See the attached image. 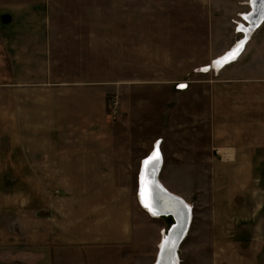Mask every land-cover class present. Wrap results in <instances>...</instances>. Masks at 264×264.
Listing matches in <instances>:
<instances>
[{
	"label": "rangeland",
	"instance_id": "obj_1",
	"mask_svg": "<svg viewBox=\"0 0 264 264\" xmlns=\"http://www.w3.org/2000/svg\"><path fill=\"white\" fill-rule=\"evenodd\" d=\"M226 1V7L208 12L201 6H182L186 0H125V13L145 16L139 20L161 12L171 13L175 22L194 19L189 31L196 34L204 32L205 23L209 30L207 16L217 34L213 41L222 40V33L239 42L244 34H237L235 24L246 27L247 22L237 14L247 6L245 0ZM105 8L102 0H0V56L14 58L17 32L24 30V51L30 52L25 65L47 68L44 79L24 76V84H54L46 92L60 94V99L77 96L71 115L68 102L62 101L65 110L61 107L52 117L53 153L45 151L39 177H30L24 168L19 149L24 134L15 132L17 140L11 143V134L7 138L0 133V191L12 200V210L24 208L26 201L33 209L32 214L6 210L24 229H0V264H152L162 234L173 222L171 217L152 218L138 203L140 165L156 141L164 161L160 183L192 208L178 263L264 264V102L241 86L251 80L225 81L212 71L197 97L191 90L196 89L188 88L197 68L188 70L180 59L173 62V78L136 79L128 76L143 71L130 70L125 78L110 79L123 74L101 59L99 20ZM86 13L92 17L86 26L75 21ZM5 14L11 17L8 23L1 21ZM79 30L90 43L86 55L75 53L74 33ZM177 42L188 43L185 38ZM198 56L196 52L189 58ZM239 63L245 65L244 57ZM33 74L40 76L38 71ZM183 81L184 89L179 88ZM210 108L230 109L232 143H217L218 130L227 122L211 115ZM200 110L209 113L203 117ZM221 146L233 149L230 156L219 153Z\"/></svg>",
	"mask_w": 264,
	"mask_h": 264
},
{
	"label": "crops",
	"instance_id": "obj_2",
	"mask_svg": "<svg viewBox=\"0 0 264 264\" xmlns=\"http://www.w3.org/2000/svg\"><path fill=\"white\" fill-rule=\"evenodd\" d=\"M110 1L112 0H102V4L104 8H106L100 14L99 20L101 24L100 32H102L100 36L101 59H106L109 67L115 68L116 71H119L123 74L121 77H111L110 79L125 78L127 77V74L124 72L130 70L143 71L141 75H137L134 72L133 75L128 76L134 77L136 79L137 77H141L140 79H142L155 75L158 77L173 78V62L176 63L180 59L183 62L182 66L188 67V70H192L193 72L197 68L196 70L198 73H193L195 77L191 79L190 83L192 84L188 87L189 89H196L191 90L198 93L197 97L202 95L199 93H204V91L202 92L201 88L204 86L205 89L207 84L205 75L211 73L212 71H218L217 74L220 76L219 78H223L225 81H237L243 78L244 79L242 81L251 80V82L245 83L244 85L242 84L241 86H246L245 90L248 89L250 92L254 91L251 93L256 95L254 100H257L258 102H264L263 22V24L258 27L257 30L253 32V34L252 31L248 33L249 39H251L248 41V43H245L246 45L243 49L244 53H242V50V54L240 53L241 57L239 59L237 58L235 59L236 61L234 60V62H231L227 65H219L221 67H216L217 70L211 67L212 69L210 71L206 70V72L208 71L207 73H201V67H205L207 65L211 66L216 59L220 57L223 58L225 54L230 53L232 47L236 45L237 39L234 41L228 36V39L224 38L223 34L221 33L220 36L222 35V40L216 42L213 41L214 35L217 34L213 33V21L208 20L209 17L207 16L205 21L209 23V30L207 31L205 23V30L203 33H200V35L196 34L197 32L195 33L189 31V28L195 25L194 21L196 20L194 19H191L190 21L187 20V22H175L171 13L169 14L161 12L159 13V16L149 14L145 19L139 20L145 16L140 18L138 15H129L125 13V0H116L115 3L113 1L112 6H110ZM249 3L250 0H245L244 4L247 6V10L237 14V16H240L239 19H242V14L248 13L251 10ZM227 4L228 3L226 0H186V3H182V6H185L186 8L189 7L192 10L193 8L190 7V5L201 6L205 7L209 12L211 11V7H226ZM132 6H134V4H132ZM113 9L116 11V14H112ZM180 11L184 12V7ZM183 16L184 15H181L180 19H182ZM185 17H187V15ZM78 18L79 19H75V21L84 22L85 26L86 21L91 22L92 20V17L87 15V13L83 14V17ZM49 21H51V19ZM245 24L247 25L248 23ZM243 26L245 27V25ZM221 31L222 30L219 29L218 33ZM77 33L81 34L82 31L79 30V32L77 31L74 33L75 46H77L75 53L86 55L87 52H90L88 49L90 43L88 41L85 42V37ZM17 35L19 36V41L14 42L16 47V49L13 51V54H15L14 58L13 56L9 58L7 53H4L3 57L0 56V133L3 134L4 132L7 138L11 134V143L17 140L15 132L18 133V131H20L22 134H24V137L20 136V139L24 141V145L19 148L22 150L20 155L24 158V168L31 172L29 173L30 177H39V172L37 169L38 166L43 165L42 162H44L43 159L45 156V151H47L48 154L53 153L51 152L53 147L49 146L50 142L54 138V133H52V117L58 113H61V107H63L65 110L66 105L63 106L61 104L62 101L68 102V112L71 115V106L72 104L75 106L77 96L75 93H71L68 94L66 97L67 99H60V94L55 93L54 95V92H46V90L50 91L53 89L54 84H52L50 87H47L46 85L42 87L38 86V84L36 85L37 87L33 84H24V76L30 77L31 80L34 78L44 79L45 74L47 73V68L45 70V64H39L35 68L28 64L25 65L24 57H27L28 53H30L28 51H24V44H28L25 41L27 39H24L23 41L24 30H22L21 33L17 32ZM203 35H205V39H202ZM184 38L188 41L186 45H182L177 42V40H181L182 42ZM38 44L40 46V40H38ZM83 46L85 47V50L83 49ZM203 50L205 51V54L203 53ZM196 52H198L200 56L196 58H189L192 57V55ZM142 54H145V56ZM33 55L34 54H32L31 57H33ZM243 57L245 65H241L239 63ZM80 59L83 60L82 58ZM89 60L92 62V59ZM124 60H127L131 64L125 65V62L123 63ZM255 63H258V65H255ZM7 66L9 68H7ZM183 67L180 68L183 69ZM181 69H179L180 73ZM37 71L39 72L40 76L35 77L33 73ZM182 73V75H184L186 74V71ZM257 75H260L261 77H256ZM256 79L260 80V82H255L254 80ZM4 80H7L8 82H3ZM183 83L184 81L180 82V84ZM202 101L204 102L203 99ZM209 112L211 115H215L216 117L226 118L225 121L227 122V126L225 124L220 126L216 139L217 143H232L233 134L230 129V125L232 124L231 120L229 119L231 112L230 109L220 110L215 108L212 110V108H210ZM209 112L200 110V116L204 117V113L208 115ZM73 113H75V111H73ZM0 136L2 135L0 134ZM43 143H45L46 147H44ZM221 147L223 148L218 149L219 153H221L223 156H230L228 150L233 151V149L228 146ZM8 156V153L4 155V157ZM226 156H224V158H226ZM163 163L164 161L162 162V165ZM13 165L16 164H12L11 166ZM29 175L27 176L29 177ZM1 194H3L5 199L0 200V229L4 227H9V230L12 231H15L16 229H24L21 220L16 218L12 220L9 218V215H6L9 212H23L24 214H32L33 209H30L31 207L29 205V201L24 202V208L19 207L18 209L15 208L12 210V200L6 198L7 193H3L2 191H0V198ZM177 196L181 197L180 195ZM21 197V201H23L24 197L22 194ZM21 204H23V202ZM4 207H7V209H3ZM144 211L147 212L146 210ZM198 234L200 235V233Z\"/></svg>",
	"mask_w": 264,
	"mask_h": 264
},
{
	"label": "water",
	"instance_id": "obj_3",
	"mask_svg": "<svg viewBox=\"0 0 264 264\" xmlns=\"http://www.w3.org/2000/svg\"><path fill=\"white\" fill-rule=\"evenodd\" d=\"M250 3H251V0H250ZM259 4H260V2H258V0H257L255 5H259ZM251 8L253 9L252 5H251ZM252 9L249 11V14L251 13ZM261 12H262V9L259 10L258 12H255L252 15V17H254L255 24H250L249 21L245 17H243V15H242V19H244L248 23L246 26L247 30L249 29V30L254 31L261 24V22L264 19V15H262ZM257 13L259 15H256ZM10 19H11V17L8 14H5L1 17V21L4 23H8L10 21ZM236 30L238 33L242 32L244 34L243 37L239 41L249 40V36L246 35L245 30H244V28L241 27V25L238 24ZM243 49H244V45L241 47L240 52H242ZM221 66H219V68ZM210 67L211 66L207 65L205 67H201L200 70H202L204 68H205L204 70H210ZM212 67H218V64H213ZM181 85H183V87H181ZM184 87H185L184 84H179V88L184 89ZM156 148L158 149V151L160 152V155H161L160 156L161 161H159L161 164H159L158 171L156 170L157 166H155L153 168V170L150 171L151 177H148L147 178L148 180L146 178L144 180V177H142L143 176V174H142L143 166H142L141 170H140L141 173L138 177V182L140 183V189H144L145 191L148 192L147 194L150 197L151 203H153V205L157 209H160L161 211L166 210V207H167L166 199H169V200H171L170 205H173V206L176 205L178 207V210H180L179 212H177L174 210V208H171V211H168L169 214H164V213L159 214V215H164V217L171 215L172 220H173L172 224L167 228L168 230H167V234H166L165 239L168 237V235L169 236L171 235L173 238L174 237L176 238L174 244H172V246L174 245L173 252L171 254H169V261H168L169 264H175L173 262V260H175V258H177V260H178V254H177L176 250H178L177 248H179V245L183 242L185 236L187 235V233L189 231V225H190L191 215H192V212L190 210H192V208L188 209L186 207L184 201L181 198H179L173 194H170L161 185V183H159L158 178H157V174L160 172V168H161V165L163 162L162 154L160 151V141H156V143L154 144V149H153L152 153L155 152ZM150 153L147 155L148 157L150 156ZM147 156L145 157L144 160H146L148 158ZM138 189H139V186H138ZM140 189L138 190L139 195H140ZM171 212L175 216H173ZM175 244H176V247H175ZM164 248H167V246L165 244V240H164V242L162 241V248L157 253V256L155 258V262H153L152 264H164L165 263ZM168 263H166V264H168Z\"/></svg>",
	"mask_w": 264,
	"mask_h": 264
},
{
	"label": "bare ground",
	"instance_id": "obj_4",
	"mask_svg": "<svg viewBox=\"0 0 264 264\" xmlns=\"http://www.w3.org/2000/svg\"><path fill=\"white\" fill-rule=\"evenodd\" d=\"M258 2H260V4L259 5H255V4H253L252 2L250 3V7H251V5H252V7H253V9H252V11H251V13L249 14V12H248V14H246V15H243V17H247L248 18V20L251 22V24H255V20H254V17H252V15L255 13V12H258L259 10H261L262 8H264V3H262L261 2V0H258ZM254 5V6H253ZM256 15H259L258 13L256 14ZM264 20V19H263ZM263 22V21H262ZM262 22H261V24H262ZM240 22H237L236 23V25H238ZM260 24V25H261ZM259 25V26H260ZM258 26V27H259ZM242 27V26H241ZM242 28H244V30H245V33H246V35H248V33L250 32V31H252V30H247V28L246 27H242ZM246 28V29H245ZM242 33V32H241ZM245 43H246V40H245V42L244 43H240V41L239 42H236V45H234V49L232 50L231 49V52L230 53H227V54H225L224 55V59L223 58H220V61L218 62V66L219 65H223V64H226V63H228V62H230V61H232V60H234L235 58H236V55H238V53L240 52V49H241V47L244 45L245 46ZM242 44V45H241ZM234 50H236L235 51V53H233L232 51H234ZM241 53V52H240ZM239 53V54H240ZM235 54V55H234ZM213 64H217V62H214ZM212 64V65H213ZM214 69H216V67H214ZM224 152V151H223ZM155 153V154H154ZM154 153H152L151 152V154H150V158H152L151 159V161H150V164L148 165V166H146L145 165V162H143L141 165H140V169H139V175H140V173H141V167L143 166V170H142V174H143V176L142 177H144V180H145V178L147 179L148 177H151L150 176V171L151 170H153V168L155 167V166H157V168H156V170L158 171V169H159V164H161L159 161H161L160 160V153H159V151H158V149L156 148V150H155V152ZM156 157H158V159H156ZM147 160H149V158L147 159ZM161 169V168H160ZM157 173V172H156ZM139 175H138V177H139ZM157 178H158V181H159V183H160V180H159V175L157 174ZM148 180V179H147ZM162 185V184H161ZM138 186H139V189H140V183L138 182ZM163 186V185H162ZM164 187V186H163ZM165 188V187H164ZM138 189V190H139ZM166 189V188H165ZM167 190V189H166ZM168 191V190H167ZM169 192V191H168ZM148 192L147 191H145L144 189H140V195L138 194V191H137V196H138V203H140L139 205H141L142 206V208L144 209V210H146L150 215H151V217L152 218H158V217H164V215H159V214H169V212L168 211H171V208H174V210L175 211H177V212H179L180 210H178V207L175 205V206H173V205H170V203H171V200H169V199H166V203H167V207H166V210H160V209H157L154 205H153V203H151V200H150V197L148 196V194H147ZM170 194H173V195H175L174 193H171V192H169ZM175 196H177V195H175ZM177 197H179V196H177ZM179 198H181V197H179ZM182 199V198H181ZM165 200V199H164ZM183 200V199H182ZM184 201V200H183ZM184 203H185V205H186V207L188 208V209H190V206L184 201ZM148 205L147 207L145 206V205ZM191 211V210H190ZM153 213H155V215H153ZM172 213V212H171ZM172 215L173 216H175L173 213H172ZM167 217H171V215H169V216H167ZM172 218V217H171ZM191 222V221H190ZM190 226V225H189ZM166 232V231H165ZM164 232V233H165ZM166 234L167 233H165V234H162V238H161V241L159 242V244H158V252H159V250L162 248V241L164 242V240H165V244H166V246H167V248H164V256H165V263L164 264H166V263H168V261H169V254H171L172 252H173V247H174V245L172 246V244H174V242H175V237L173 238L171 235L169 236L168 235V237L165 239V237H166ZM177 244V243H176ZM176 244H175V247H176ZM180 246V245H179ZM178 249V248H177ZM157 252V251H156ZM176 252H177V250H176ZM157 256V255H156ZM156 258V257H155ZM154 262H155V260H154ZM173 262L175 263V264H179L178 262H179V260H177V258H175V260H173ZM169 264V263H168Z\"/></svg>",
	"mask_w": 264,
	"mask_h": 264
},
{
	"label": "snow or ice",
	"instance_id": "obj_5",
	"mask_svg": "<svg viewBox=\"0 0 264 264\" xmlns=\"http://www.w3.org/2000/svg\"><path fill=\"white\" fill-rule=\"evenodd\" d=\"M251 2L253 4H255L257 2V0H251ZM262 3H264V0H261ZM262 15H264V8H262V12H261ZM181 87H183V85H181ZM152 158H149V160H145V165L148 166L150 164V161H151ZM156 159H158V157H156ZM146 207L148 206L147 204L145 205ZM153 215H155V213H153Z\"/></svg>",
	"mask_w": 264,
	"mask_h": 264
},
{
	"label": "built area",
	"instance_id": "obj_6",
	"mask_svg": "<svg viewBox=\"0 0 264 264\" xmlns=\"http://www.w3.org/2000/svg\"><path fill=\"white\" fill-rule=\"evenodd\" d=\"M237 26H238V25H236V28H237ZM236 32H237V30H236ZM237 33H238V32H237ZM204 69H205V68H204ZM204 69H202L201 71H202V72H206V70H204ZM210 70H211V69H210ZM210 70H209V71H210ZM214 72L217 73L218 71H214ZM115 104H116V103L114 102L113 105H115Z\"/></svg>",
	"mask_w": 264,
	"mask_h": 264
}]
</instances>
